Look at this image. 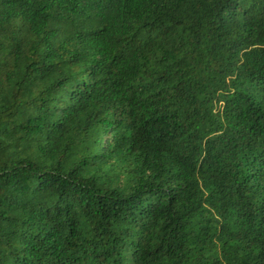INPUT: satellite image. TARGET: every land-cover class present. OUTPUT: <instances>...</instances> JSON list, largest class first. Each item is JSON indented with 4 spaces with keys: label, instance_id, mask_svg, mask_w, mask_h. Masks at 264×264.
I'll use <instances>...</instances> for the list:
<instances>
[{
    "label": "trees",
    "instance_id": "obj_1",
    "mask_svg": "<svg viewBox=\"0 0 264 264\" xmlns=\"http://www.w3.org/2000/svg\"><path fill=\"white\" fill-rule=\"evenodd\" d=\"M0 264H264V0H0Z\"/></svg>",
    "mask_w": 264,
    "mask_h": 264
}]
</instances>
